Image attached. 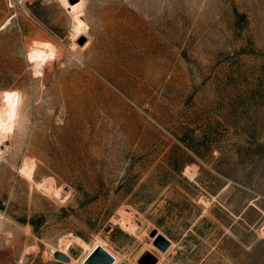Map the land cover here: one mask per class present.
<instances>
[{
  "label": "rangeland",
  "instance_id": "obj_1",
  "mask_svg": "<svg viewBox=\"0 0 264 264\" xmlns=\"http://www.w3.org/2000/svg\"><path fill=\"white\" fill-rule=\"evenodd\" d=\"M0 116V264H264V0H0Z\"/></svg>",
  "mask_w": 264,
  "mask_h": 264
},
{
  "label": "water",
  "instance_id": "obj_2",
  "mask_svg": "<svg viewBox=\"0 0 264 264\" xmlns=\"http://www.w3.org/2000/svg\"><path fill=\"white\" fill-rule=\"evenodd\" d=\"M86 41H87L86 36H82L77 40V42L81 46L84 45ZM151 236H155L153 243L161 251H165L170 246L171 241L162 232L154 230L151 233ZM55 257L64 261L70 260V257L61 251H56ZM114 261H115V257L111 254V252L107 248H105L100 243L96 244L84 259L85 264H113ZM156 262L157 259L153 256H150L149 264H156Z\"/></svg>",
  "mask_w": 264,
  "mask_h": 264
},
{
  "label": "bare ground",
  "instance_id": "obj_3",
  "mask_svg": "<svg viewBox=\"0 0 264 264\" xmlns=\"http://www.w3.org/2000/svg\"><path fill=\"white\" fill-rule=\"evenodd\" d=\"M63 3H64V5H65L66 7L71 8L73 11H76V10L80 7V5H81V3H82V0H80L79 2H77V3H75V4L71 3L70 0H63ZM73 29H74V33H75V34H79L80 31L83 29V27L80 26V25H75ZM0 125H2V126H0V151H1V150L5 147V144H6V141H7V136H8L7 122H6V120H5L4 118H2L1 116H0ZM116 215H117V217H116L115 219H116L117 221L123 219V217L121 216V214L117 213ZM125 220H126V219H125ZM122 227H125V228H128V229L133 230V228L136 227V224L133 223L132 221L128 220V221L126 222V224H122ZM154 237H155V236H153L152 239H151V241H150V248H148V251H150L151 253H153V254H155V255L158 256V258H159L158 260H159V261L156 262V264H159V262H160V260L162 259V257H164V256L167 254L168 250H166V251H160V250L154 245V243H152ZM76 241H77V242H81V239L77 237V238H76ZM170 244H171V242H170ZM148 247H149V246H148Z\"/></svg>",
  "mask_w": 264,
  "mask_h": 264
},
{
  "label": "snow or ice",
  "instance_id": "obj_4",
  "mask_svg": "<svg viewBox=\"0 0 264 264\" xmlns=\"http://www.w3.org/2000/svg\"><path fill=\"white\" fill-rule=\"evenodd\" d=\"M14 95H15L14 93H11V94L6 93V94H5V97L7 98V97H10V96H14ZM0 126H2V125H0Z\"/></svg>",
  "mask_w": 264,
  "mask_h": 264
}]
</instances>
